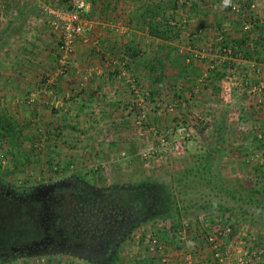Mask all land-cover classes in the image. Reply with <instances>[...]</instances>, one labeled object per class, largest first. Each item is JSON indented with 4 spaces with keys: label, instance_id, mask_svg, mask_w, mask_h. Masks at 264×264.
I'll list each match as a JSON object with an SVG mask.
<instances>
[{
    "label": "rangeland",
    "instance_id": "374dc122",
    "mask_svg": "<svg viewBox=\"0 0 264 264\" xmlns=\"http://www.w3.org/2000/svg\"><path fill=\"white\" fill-rule=\"evenodd\" d=\"M112 1L124 45L113 75L128 89L126 103L115 102L112 89L105 94L107 110L52 133L49 120L36 113L31 91L7 99L0 90L1 178L37 186L74 177L95 188L147 194L150 210L109 264H264V0H159L160 9L152 6L155 0L136 6L122 0L119 7ZM45 5L72 9L69 0ZM45 5L40 9L49 27ZM130 6L138 12L128 16ZM92 7L83 20L85 9L78 12L86 29ZM135 16L132 29L144 34L123 30ZM152 19L172 30L162 44L178 61V77L174 84L165 78L166 90L153 84L156 69L139 67L141 76L131 61L141 57L132 49L143 52L152 44L144 41L154 37L146 23ZM17 42L0 39L14 47L0 60L16 62ZM70 54L55 77L67 71ZM56 65L61 67L59 58ZM5 210L0 207V217ZM27 231L19 221L8 226L0 220V246ZM0 264L93 263L55 253Z\"/></svg>",
    "mask_w": 264,
    "mask_h": 264
},
{
    "label": "crops",
    "instance_id": "0c3cea01",
    "mask_svg": "<svg viewBox=\"0 0 264 264\" xmlns=\"http://www.w3.org/2000/svg\"><path fill=\"white\" fill-rule=\"evenodd\" d=\"M117 1L119 2L116 7L121 6L122 0ZM136 1L138 0H129V3L136 6ZM155 1L158 3H152V6L160 9L162 3L159 0ZM48 2L50 4L54 0H0L2 7L0 30L3 32L2 35L0 34V39H16L17 44H19L15 47V52L18 53L15 54L17 57L15 63L11 64L4 59H2L3 61L0 60V90L6 94L7 99H12L13 96L14 99L22 98L27 91H31L30 95H33V98L30 100H33L32 105L36 106V113L41 118L49 120V132L53 133L64 132V128H68L74 123L77 126V123L87 118V114L89 115L91 112L97 115L101 113L99 109L107 110L108 105L105 106L104 104L109 101L105 100V94H111L112 89L116 91V95L113 97L116 98L114 101L118 104H125L128 89L120 84L113 75L116 57L121 53L123 45L120 42V33L123 31L119 28V23L116 22L117 18L114 17L116 14L112 15L111 12L115 2L112 0L87 1V8L81 12V16L83 20L84 13L89 12L92 3L93 19L90 23L86 20L84 22L85 24L88 23L90 28H85L83 37L75 41L67 71L61 77H55L53 72L55 73L57 59L61 60L63 52L59 49L58 37L42 19L43 13L40 9ZM145 2L150 1L145 0ZM135 6H130L127 9L128 16L138 12ZM152 15L154 18L159 17L155 14ZM142 19L144 21L146 15H142ZM134 21H137L136 16L135 19L128 17L123 30L126 29L127 31L130 27L131 33L144 34L139 29H132L135 24ZM147 37L150 38L148 35ZM152 39L146 38L144 40L148 44H152H146V47H143V52L131 50L132 55L141 54V57L136 56V59L132 57V65L135 66L137 72L139 67H142L141 71H143V67L149 71V66L156 69L159 74L153 84L160 87L164 86L165 89V78L170 80L172 84L176 82L178 70L174 64L177 60L175 57L169 56L165 45L162 44V39L158 37ZM13 48L10 46L9 49V46L0 45V54H5L3 53L4 50L11 52ZM21 51L26 54L20 53ZM127 53L129 54L128 51ZM11 54L14 53L11 52ZM154 57L156 58L154 59ZM173 58L175 59L174 63ZM155 60L156 63H154ZM166 69L171 70V73L166 72ZM139 73L141 74L140 71ZM44 75H49V77L43 78ZM143 75L141 74V76ZM146 75L148 74L146 73ZM167 75L169 76L167 77ZM176 87L178 85H175ZM109 107L112 108L111 112L114 114V110L117 109L111 104ZM121 107L126 106L122 105Z\"/></svg>",
    "mask_w": 264,
    "mask_h": 264
},
{
    "label": "flooded vegetation",
    "instance_id": "af4514ba",
    "mask_svg": "<svg viewBox=\"0 0 264 264\" xmlns=\"http://www.w3.org/2000/svg\"><path fill=\"white\" fill-rule=\"evenodd\" d=\"M124 190L95 188L74 177L21 186L0 176V207L8 211L0 220L8 226L19 221L29 229L0 246V263L63 249L59 253L93 264H109L119 256L131 230L144 220L152 204L144 192ZM13 246L23 251L12 253Z\"/></svg>",
    "mask_w": 264,
    "mask_h": 264
},
{
    "label": "built area",
    "instance_id": "2783aa9c",
    "mask_svg": "<svg viewBox=\"0 0 264 264\" xmlns=\"http://www.w3.org/2000/svg\"><path fill=\"white\" fill-rule=\"evenodd\" d=\"M68 6H72V9H59L56 11L47 5L43 9L47 22H49L53 32L59 38V49L63 52V57L59 61L61 67L57 68V71L65 69V58L72 51L75 41L83 37L85 30L78 13L85 9V0H69ZM125 66L126 61H121L120 69L123 68V70H120L121 74L125 73Z\"/></svg>",
    "mask_w": 264,
    "mask_h": 264
},
{
    "label": "trees",
    "instance_id": "16d2710c",
    "mask_svg": "<svg viewBox=\"0 0 264 264\" xmlns=\"http://www.w3.org/2000/svg\"><path fill=\"white\" fill-rule=\"evenodd\" d=\"M147 27H148L149 34L154 36V37H158L160 39H171L172 38V36L169 35V34H171L172 30H170V26L167 25V23H160V22L152 19L150 21H147ZM241 42H242V40H241ZM243 42H245V39H243ZM1 114H3V113H1ZM5 117L6 116H3V118H5ZM0 118H1V116H0ZM1 123H2V121H0V124ZM8 125L10 128H12L10 122L8 123ZM5 130L7 131L5 133L10 134L8 132V129H5ZM1 132H4V131H2V128L0 125V133ZM11 135H13V134H11ZM12 146H14V143Z\"/></svg>",
    "mask_w": 264,
    "mask_h": 264
},
{
    "label": "water",
    "instance_id": "95a60500",
    "mask_svg": "<svg viewBox=\"0 0 264 264\" xmlns=\"http://www.w3.org/2000/svg\"><path fill=\"white\" fill-rule=\"evenodd\" d=\"M24 248H29L28 250H31V248L30 247H28V246H23ZM10 251L12 252V253H14V252H17V251H23V249L22 248H17V247H15V246H13V247H11L10 248ZM61 251H64L63 249H60V250H58V249H49V254H55V253H59V252H61ZM33 252H31V251H28L27 252V254L29 255V256H31V255H33L32 254ZM38 254V253H37Z\"/></svg>",
    "mask_w": 264,
    "mask_h": 264
}]
</instances>
